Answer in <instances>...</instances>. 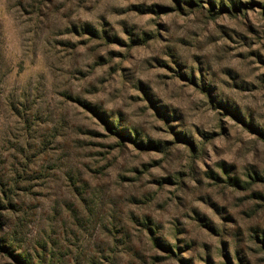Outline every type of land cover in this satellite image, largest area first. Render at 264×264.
<instances>
[{
	"label": "rangeland",
	"instance_id": "374dc122",
	"mask_svg": "<svg viewBox=\"0 0 264 264\" xmlns=\"http://www.w3.org/2000/svg\"><path fill=\"white\" fill-rule=\"evenodd\" d=\"M0 264H264V0H0Z\"/></svg>",
	"mask_w": 264,
	"mask_h": 264
},
{
	"label": "trees",
	"instance_id": "16d2710c",
	"mask_svg": "<svg viewBox=\"0 0 264 264\" xmlns=\"http://www.w3.org/2000/svg\"><path fill=\"white\" fill-rule=\"evenodd\" d=\"M18 258H19V256H18Z\"/></svg>",
	"mask_w": 264,
	"mask_h": 264
}]
</instances>
